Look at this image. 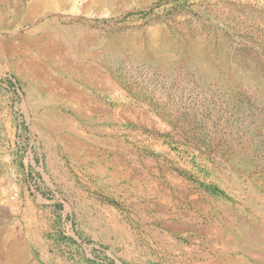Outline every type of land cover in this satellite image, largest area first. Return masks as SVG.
<instances>
[{
    "label": "rangeland",
    "instance_id": "rangeland-1",
    "mask_svg": "<svg viewBox=\"0 0 264 264\" xmlns=\"http://www.w3.org/2000/svg\"><path fill=\"white\" fill-rule=\"evenodd\" d=\"M0 264H264V0H0Z\"/></svg>",
    "mask_w": 264,
    "mask_h": 264
},
{
    "label": "bare ground",
    "instance_id": "bare-ground-1",
    "mask_svg": "<svg viewBox=\"0 0 264 264\" xmlns=\"http://www.w3.org/2000/svg\"><path fill=\"white\" fill-rule=\"evenodd\" d=\"M62 30H63V29H62ZM59 32H60V31H59ZM65 32H66V31H65ZM69 33H70V32H69ZM69 33H68V34H69ZM47 41H48V40H47ZM72 88H73V87H72ZM50 90H51V89H50ZM48 91H49V90H48Z\"/></svg>",
    "mask_w": 264,
    "mask_h": 264
}]
</instances>
